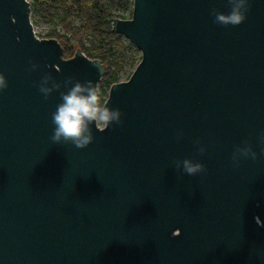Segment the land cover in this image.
<instances>
[{
	"label": "water",
	"instance_id": "obj_1",
	"mask_svg": "<svg viewBox=\"0 0 264 264\" xmlns=\"http://www.w3.org/2000/svg\"><path fill=\"white\" fill-rule=\"evenodd\" d=\"M232 7L132 0L111 24L140 52L105 99L120 122L90 125L78 149L51 139L52 113L105 65L64 58L29 0H0V264H264V0L240 25L216 22Z\"/></svg>",
	"mask_w": 264,
	"mask_h": 264
},
{
	"label": "trees",
	"instance_id": "obj_2",
	"mask_svg": "<svg viewBox=\"0 0 264 264\" xmlns=\"http://www.w3.org/2000/svg\"><path fill=\"white\" fill-rule=\"evenodd\" d=\"M29 3L31 12L37 11L45 21L57 18L63 33L51 29L45 37L58 40L64 58L72 57L79 48L87 57L99 59L105 65L98 83L102 102L109 87L119 81L124 63L132 66L128 79L140 61V53L122 35L114 33L111 26L113 18L131 17L132 0H30ZM123 7L131 8L128 15L123 14ZM74 19L77 24H73ZM131 52L135 55L131 56Z\"/></svg>",
	"mask_w": 264,
	"mask_h": 264
},
{
	"label": "clouds",
	"instance_id": "obj_3",
	"mask_svg": "<svg viewBox=\"0 0 264 264\" xmlns=\"http://www.w3.org/2000/svg\"><path fill=\"white\" fill-rule=\"evenodd\" d=\"M233 7L228 14L217 13L215 15L216 22L222 25H240L246 18V11L249 0H232ZM245 9V11H242ZM37 65L32 63L31 70H35ZM48 78H42L38 85V91L43 95L44 99L52 89L48 88ZM8 87L6 77L0 73V92ZM62 102L56 107L52 113V123L55 126L51 139L53 141L70 140L76 148H86L93 140L90 132V125H94L96 129L105 130L113 123H119L121 112L119 109L108 107L107 101L101 100L99 89L92 85L91 82L81 84L76 82L66 93L61 96ZM242 155L251 156L253 161L256 160V153L250 149H244ZM235 160V157L233 158ZM183 172L188 175H195L203 171V165L193 163L191 160L185 159L182 162ZM179 167V164L177 165ZM258 227H264V222L260 217H254Z\"/></svg>",
	"mask_w": 264,
	"mask_h": 264
},
{
	"label": "rangeland",
	"instance_id": "obj_4",
	"mask_svg": "<svg viewBox=\"0 0 264 264\" xmlns=\"http://www.w3.org/2000/svg\"><path fill=\"white\" fill-rule=\"evenodd\" d=\"M30 1V0H29ZM40 6H36V9H38ZM119 7V6H118ZM121 10V8H120ZM131 8L129 7H123V14L124 15H128L130 12ZM30 20L31 23L33 25V28L35 29L36 33L38 34V36L40 38H46V34L51 30V29H55L58 33L62 34L63 30L61 29V27L59 26L58 22H57V18H55L53 21H45L44 19H42L40 17V14L37 11H33L30 13ZM78 20L74 19L73 20V24H77ZM132 47L134 49H136L133 45ZM138 53L139 50L136 49ZM131 56L135 55L134 52L130 53ZM132 70V66H130L128 64V62L124 63V66L122 68V70L120 71V78L119 81L126 78L129 75L130 71Z\"/></svg>",
	"mask_w": 264,
	"mask_h": 264
}]
</instances>
